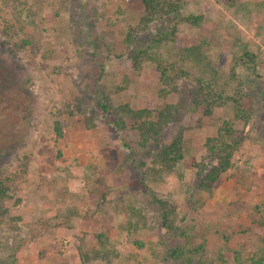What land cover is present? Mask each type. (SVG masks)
I'll return each instance as SVG.
<instances>
[{"label":"rangeland","instance_id":"obj_1","mask_svg":"<svg viewBox=\"0 0 264 264\" xmlns=\"http://www.w3.org/2000/svg\"><path fill=\"white\" fill-rule=\"evenodd\" d=\"M26 2L25 12H35L34 23H27L19 38L28 39V46L12 56L0 52V174H20V163L28 158L26 175L10 184L13 199L0 201V264H104L94 259L102 249L98 236L117 254L111 264H188V259L192 264H234L238 239L232 235L250 220L229 206L239 188L236 176L255 180L254 192L264 197L262 126L256 120L233 122L241 147L210 192L197 191L194 164L200 160L196 147L233 119V100H244L241 91L247 88L239 86L240 80L249 77L264 104V0H180L179 20L163 17L147 27L140 22V0ZM5 3L0 0V31L12 14ZM191 18H197L194 25H189ZM128 34L135 36L134 45L144 42L140 46L161 38L148 51L168 63L176 61L184 72L177 84L185 90L199 76L218 97L224 82L230 83L211 113L188 106L165 129V144L182 130L184 158L170 173L155 168L157 182L146 176L153 142L144 148L132 121L115 130L93 105L98 95L113 109L177 102L176 94L158 98L154 62L140 57L134 67L131 51L137 45H127ZM200 44L209 46L204 54L211 67L178 61L179 52ZM243 46L256 58L254 68L242 57ZM85 90L92 101L84 115L76 114ZM57 119L63 130L59 140L52 131ZM227 211H233L228 220ZM185 244H204L203 254L179 255Z\"/></svg>","mask_w":264,"mask_h":264},{"label":"trees","instance_id":"obj_2","mask_svg":"<svg viewBox=\"0 0 264 264\" xmlns=\"http://www.w3.org/2000/svg\"><path fill=\"white\" fill-rule=\"evenodd\" d=\"M27 0H6V5L12 10L11 19L4 20V27L0 31V52L7 53L9 56L20 52L24 47L28 46V39H21L19 35L23 33L27 23H34L35 12L32 8L25 9L27 6ZM142 5V19L141 25L147 27L152 21H160L162 18L167 20L175 19L179 20L178 11L181 8L180 0H140ZM25 12V14H24ZM195 19L191 18L189 25H194ZM166 23V21H163ZM136 35V34H135ZM133 37L130 34L127 35L126 43L130 46H136L135 49H130L132 53V59L135 62L134 67L138 59L142 57L146 60L152 61L156 65L157 73L159 74V87L157 95L160 100L166 99L172 94L178 95L177 102L175 104H166L160 108L151 107L150 109L132 110L127 106H121L113 109L107 99L101 95L97 96L96 103L94 101V107L96 106L101 111V119H106L108 125H112L114 129H124L125 120L132 121L140 133L142 146L147 147L148 142H153V152L150 155V162L152 168H150L147 175H151V180L157 182L160 175L159 173L171 172L174 167L183 160V136L182 130L178 131L176 136L170 143L161 142V136L165 132V129L173 125L182 111L191 106L198 110H203L205 114L211 113V107L217 100L221 99L220 96L225 93V89L230 87L229 81L224 82L221 87V92L218 97H213V88L210 83H207L203 78L196 77L195 85L187 87L186 90L179 87L177 84L179 75L184 72L178 68L176 61L168 63L156 58L153 54L149 53V49L159 43V40H153L152 38H146L149 40L148 45H143L144 42L133 43ZM96 41L92 44L95 47ZM236 43H239L237 39L234 40V47H237ZM238 48V47H237ZM245 46L242 49V57L248 59L251 62L252 67L256 66V58L251 55ZM209 51V46L206 48L203 44L190 46L183 49L178 53V56L182 62H190L199 67H211V63L208 61V57L204 52ZM240 57V58H242ZM252 68V69H253ZM199 74V73H198ZM216 73L213 75L215 79ZM216 80V79H215ZM213 83V82H212ZM239 86L245 85L247 89L241 91V96H244V100H233L234 117L230 121H225L220 128L216 130V133L212 137L205 139L204 143L196 147V156L199 157V163L194 164L197 168L196 179L199 180L197 184V191L210 192V187L215 184L220 177L232 168V156L241 147V136L237 134V131L233 129V122L236 120L257 121V127L262 126L260 130V136L264 135V104H262L260 97L261 92L257 91L252 85V80L247 77L244 80H240ZM212 90V91H211ZM98 94V93H97ZM239 94V92H238ZM92 101V94L87 90L81 93V98L77 100L75 106L76 114H83L84 108H88L89 102ZM227 100L224 103L229 102ZM88 104V106H87ZM91 106L90 108H94ZM84 109V110H83ZM94 111V110H92ZM91 111V112H92ZM74 114V112H72ZM84 115V114H83ZM116 116L117 119L111 121L107 119L108 116ZM89 127V126H87ZM52 131L55 139L59 140L63 137L62 124L59 119L53 121ZM24 162L20 163V174H0V201H11L13 196L10 191V184H15L17 181L22 180L26 175L27 170V157H24ZM157 168L159 173L153 172ZM154 173L156 175H154ZM145 177V174H143ZM241 177L236 176L239 188L236 186L235 190V203H230L229 207H236L234 211L238 216L241 213H245L250 220V225L239 231L237 234L232 235L237 237L238 244L237 250L233 252L234 264H264V197L261 198L259 194H256L257 182L255 180H240ZM199 200V199H198ZM197 200V202H198ZM1 215V214H0ZM167 215V214H166ZM164 215V216H166ZM224 218L230 219L233 215V211H227ZM223 218V217H222ZM164 226V225H163ZM167 229V228H166ZM170 229V227H168ZM4 234V229L0 222V235ZM230 233L223 235L224 243H228ZM99 245L101 246L100 252H96L94 259L102 261L104 264H111V260L117 258V254L107 250V240L103 236L97 237ZM253 242H256L255 244ZM259 243V244H257ZM140 245V244H138ZM141 247V245H140ZM204 244H185L179 249V255L188 254L201 255L203 254ZM250 251L255 252L252 256L249 255ZM191 254V255H190ZM188 264H192V260H187ZM197 263V262H196Z\"/></svg>","mask_w":264,"mask_h":264}]
</instances>
